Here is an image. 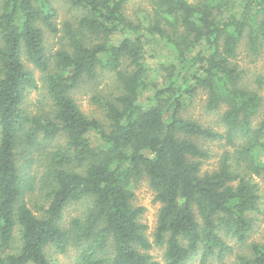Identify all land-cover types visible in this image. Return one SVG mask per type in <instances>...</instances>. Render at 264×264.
I'll list each match as a JSON object with an SVG mask.
<instances>
[{"label": "trees", "instance_id": "16d2710c", "mask_svg": "<svg viewBox=\"0 0 264 264\" xmlns=\"http://www.w3.org/2000/svg\"><path fill=\"white\" fill-rule=\"evenodd\" d=\"M130 0H0V250L19 248L0 264H60L48 252L77 247L75 264H160L149 250L164 247V264L222 261L233 252L227 238L244 243L260 211L253 176L264 171V118L259 93L243 83L233 60L242 38L251 54L264 40V0H147L132 19ZM57 3L70 16L56 35ZM158 59L161 79L149 78L145 55ZM157 58V57H156ZM29 62L42 73L48 108L31 115L25 93L37 88ZM112 71L118 93L105 99L106 122L85 115L71 95L84 77ZM258 83L261 80L257 79ZM198 90L206 109L224 106V132L183 116ZM96 100V97H95ZM98 101V98H97ZM64 138L44 165L39 189L47 206L34 213L24 200L27 182L17 156L30 146ZM225 139L218 167L201 171L209 156L204 141ZM236 141H239L236 143ZM146 179L160 202L153 241L132 203ZM86 199L89 206L69 226L63 210ZM235 264H264V244H249Z\"/></svg>", "mask_w": 264, "mask_h": 264}, {"label": "rangeland", "instance_id": "374dc122", "mask_svg": "<svg viewBox=\"0 0 264 264\" xmlns=\"http://www.w3.org/2000/svg\"><path fill=\"white\" fill-rule=\"evenodd\" d=\"M194 2L196 0H188ZM239 1V0H233ZM58 16L56 23L61 30L56 34L46 35V47L48 52H54L62 44L66 43V39L63 38L62 22L68 19L70 14L62 3H57ZM147 8L150 10L147 0H130L126 5V13L132 19L141 17V10ZM157 57V58H156ZM148 66L150 67L149 78L155 81L160 80L159 65L157 60L164 59V56L153 55V52H149L145 55ZM243 70V83L250 89L256 90L262 98L261 107L256 115L252 119L253 125L258 124L264 118V40L258 54L254 55L249 52L246 46V39L242 38L237 48V55L233 60ZM25 64L33 70L34 77L37 81L36 89H29L25 93L23 107L31 115L39 114L45 111L47 101L44 97L42 73L33 67L29 62L25 61ZM261 80L259 84L257 79ZM118 93V83L115 79V74L112 71L97 70L95 78L84 77L83 80L71 91V95L77 103L79 109L88 116H93L102 122H106L105 115L103 113L102 105L105 99H112L114 95ZM96 97V100H95ZM98 98V101H97ZM207 95L204 91L198 90L194 95L188 108L183 111V116L192 118L204 126L211 127L218 132H224V126L220 122V115L224 110V106L219 107L216 111H210L206 109ZM239 141H236V143ZM204 147L209 150V156L205 158L201 165V171H212L218 167L219 160L225 151H232L234 146L227 143L225 139H218L212 141H204ZM64 144L63 137H57L56 139L43 142L42 144H35L30 146L22 152L23 156L18 155L17 159L19 164L27 162V166L24 169L27 182L33 186V189H27L24 194V200L31 210L36 214H41V207H46L47 189H39V179L44 165L47 163L48 158L52 156V153L56 151L61 145ZM254 180L258 183L261 197H260V211L254 212L252 216L255 218L253 229L248 234L244 243H236L234 239L227 238V242L232 245L233 252L224 257L222 261L210 260L206 264H235L238 254L249 255V244L252 242L264 244V171L259 176H253ZM134 197L132 203L136 206H143L144 211L141 215V221L147 225L146 234L150 241H153V232L156 227L158 210L160 202L154 199V192L146 179L138 181L134 188ZM89 203L86 199H81L76 202L69 203L63 210V224L69 226V221L73 217L81 216ZM19 248V239L17 230L14 229V238L10 248L4 252L0 250V256L5 252H14ZM164 247L153 246L149 252L153 258L159 261L160 264H164L163 261ZM48 252L57 259L60 264H75V259L79 253L77 247L70 245L64 253H53L51 248H48ZM191 264H200L198 258L193 260Z\"/></svg>", "mask_w": 264, "mask_h": 264}]
</instances>
